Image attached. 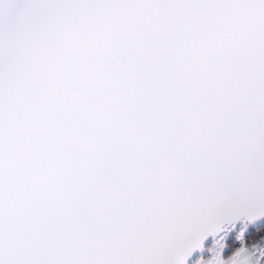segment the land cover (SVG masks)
<instances>
[{"label":"snow or ice","instance_id":"6c2138e0","mask_svg":"<svg viewBox=\"0 0 264 264\" xmlns=\"http://www.w3.org/2000/svg\"><path fill=\"white\" fill-rule=\"evenodd\" d=\"M262 218L264 0H0V264H260Z\"/></svg>","mask_w":264,"mask_h":264},{"label":"rangeland","instance_id":"374dc122","mask_svg":"<svg viewBox=\"0 0 264 264\" xmlns=\"http://www.w3.org/2000/svg\"><path fill=\"white\" fill-rule=\"evenodd\" d=\"M245 226H241L238 231L236 233H232L229 232L226 236V240L224 241V243H226L227 247L224 249V252H223V255L224 257L225 256V253L226 251L232 246V245H237V248L236 249H239L241 247V242L237 240V233L242 229L244 228ZM249 230H246V233H245V237H244V244L245 246L246 245V240H247V237L249 236ZM230 240V242H229ZM213 244V241L205 248V251H203L198 257H203V258H208L210 256V252L207 251V249ZM248 248V251L250 254H255L253 255V259L255 260L256 259V256L258 255V252L257 250L258 249H264V233L261 234V237L260 239L255 242L254 244H251L249 246H247ZM228 257V256H227ZM261 263L260 264H264V260H261L260 261Z\"/></svg>","mask_w":264,"mask_h":264},{"label":"water","instance_id":"95a60500","mask_svg":"<svg viewBox=\"0 0 264 264\" xmlns=\"http://www.w3.org/2000/svg\"><path fill=\"white\" fill-rule=\"evenodd\" d=\"M245 226L244 224H238L236 226V230L232 231V233H236L238 231V229L241 227V226ZM264 226V218L254 222V223H249L246 225V229L247 230H256V229H259L261 227ZM213 240L211 238H209L207 241H205L204 243V248H206ZM201 254V252H196L193 254L191 260L189 261V264H192V261L196 260L198 258V256Z\"/></svg>","mask_w":264,"mask_h":264},{"label":"trees","instance_id":"16d2710c","mask_svg":"<svg viewBox=\"0 0 264 264\" xmlns=\"http://www.w3.org/2000/svg\"><path fill=\"white\" fill-rule=\"evenodd\" d=\"M264 233V226L259 228V229H256V230H249V236L247 237V240H246V245L249 246L251 244H254L255 242H257L260 237H261V234ZM230 242V240H229ZM237 248V245H232L225 253V256H229L234 249Z\"/></svg>","mask_w":264,"mask_h":264},{"label":"crops","instance_id":"0c3cea01","mask_svg":"<svg viewBox=\"0 0 264 264\" xmlns=\"http://www.w3.org/2000/svg\"><path fill=\"white\" fill-rule=\"evenodd\" d=\"M261 263V262H260Z\"/></svg>","mask_w":264,"mask_h":264}]
</instances>
